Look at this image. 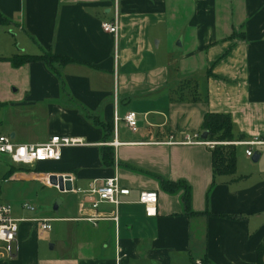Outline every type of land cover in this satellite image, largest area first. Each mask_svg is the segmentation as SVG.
Instances as JSON below:
<instances>
[{
  "label": "crops",
  "instance_id": "0c3cea01",
  "mask_svg": "<svg viewBox=\"0 0 264 264\" xmlns=\"http://www.w3.org/2000/svg\"><path fill=\"white\" fill-rule=\"evenodd\" d=\"M116 1L117 38L102 28L115 18ZM0 12L10 20L0 23V56L28 51L12 46L11 28L27 49L37 50L33 54L53 51L73 60L60 77L42 62L14 69L22 97L10 106L27 113L6 125L1 119L0 132L26 144L53 135L84 141L64 147L60 160L14 173L42 183L47 175H70L73 190L62 191L55 208L60 213L66 203L62 214L15 216L25 219L16 254L1 247L0 264H258L264 243V0H0ZM130 111L138 115L136 131L125 121ZM207 112L230 114L242 137L231 142L235 176L219 177L212 188L213 146L184 143L187 135L202 138ZM94 119L110 124L108 138ZM37 125L41 134L24 133ZM252 139L260 143H245ZM106 146L114 149L113 165L102 161ZM249 148L260 154L257 162ZM113 176L130 194L121 195L118 206L94 208L89 190ZM161 178L186 181L192 209L213 215H187L184 190H163ZM143 190L158 193L154 216L139 202ZM33 218L54 221L49 249L41 239L48 231Z\"/></svg>",
  "mask_w": 264,
  "mask_h": 264
},
{
  "label": "built area",
  "instance_id": "2783aa9c",
  "mask_svg": "<svg viewBox=\"0 0 264 264\" xmlns=\"http://www.w3.org/2000/svg\"><path fill=\"white\" fill-rule=\"evenodd\" d=\"M102 28L104 31L113 34L118 37L119 34V10L118 2L115 3V18L112 21L103 22ZM125 121L129 128L133 131L138 129V115L135 111H130L125 115ZM184 143L190 144H207L214 146L217 142L207 141L202 139L199 135L195 136V139L186 136ZM228 143V142H225ZM237 143V142H234ZM249 145L260 143L257 139H252L245 142ZM84 141L81 138H74L63 135H53L50 139L42 144H26L18 143L14 141V138L8 134L0 132V154H4L8 157L12 164L30 165L35 166L37 163L48 160H60L62 156V149L68 146L83 145ZM247 155L252 157L254 155L253 150L249 148ZM64 176L66 174H63ZM72 181V176H70ZM45 183L50 186H54L59 189V185H54L50 181V175H47ZM89 193L96 195L93 198V207H98L101 202H108L118 206L121 203L120 196L130 194V189L122 187L119 184L117 176L109 177L106 179L103 185L97 186L89 190ZM139 202L145 207L146 215L154 216L157 213L158 193L152 190H143L140 193ZM24 207L28 209H34L33 206L25 204ZM25 219L16 218L13 215V210L10 204L4 202L0 197V242L6 253L10 257H14L16 249L14 244L17 242V235L20 229V223ZM34 221L40 222L42 231L51 230V218H33Z\"/></svg>",
  "mask_w": 264,
  "mask_h": 264
},
{
  "label": "rangeland",
  "instance_id": "374dc122",
  "mask_svg": "<svg viewBox=\"0 0 264 264\" xmlns=\"http://www.w3.org/2000/svg\"><path fill=\"white\" fill-rule=\"evenodd\" d=\"M7 31L10 33L13 43L12 46L15 47L17 51L23 52V50H28L27 52L24 51L18 54H33L37 52V50L34 49H32V51L27 49L29 47H27V44L23 41V35L16 29L13 31L11 28H8ZM16 68L18 67L13 66L9 61H0V101L3 102H0V120H3V125H6L5 123L7 120L12 122L15 118L19 117L20 111L27 113L24 111L26 108L19 109L10 106V100H16L22 97V91H15L19 88L17 84L21 82L20 75H17L14 70ZM32 109L33 108H30V110ZM42 132L43 129L40 125L28 127L24 130V133L29 135L41 134ZM36 165L12 164L6 155L0 154V197L4 202L11 205L14 216L50 217L57 216L60 213L62 214L66 209V203H64L60 209V213L55 209L58 202L64 199V194L59 189H55L52 186L50 187L36 180L27 181L21 178H14L11 175L7 176L11 166H14L15 170H17L16 172H18L36 170ZM25 204L33 206L35 210H26V208H23ZM51 224L55 226L54 221L51 222ZM53 233L54 232L50 231L44 232V237H41L45 248L49 249L51 244H54L52 237ZM3 245L4 244L0 242V248Z\"/></svg>",
  "mask_w": 264,
  "mask_h": 264
},
{
  "label": "trees",
  "instance_id": "16d2710c",
  "mask_svg": "<svg viewBox=\"0 0 264 264\" xmlns=\"http://www.w3.org/2000/svg\"><path fill=\"white\" fill-rule=\"evenodd\" d=\"M10 20L0 12V23L6 24ZM0 61H9L13 66L19 67L31 62H42L51 71L61 76L60 68L72 62L70 57L65 55L56 54L53 51H44L40 54H15L11 57L0 56ZM61 81L63 82L62 78ZM200 97L199 99H201ZM203 100H207V95L203 97ZM94 123L102 127L105 131L106 137L111 135L112 128L108 122H104L100 119H94ZM207 131V141L217 142L212 147V160H213V181L211 184L212 188L216 183L217 179L222 176L233 178L237 169V154L236 146L231 142L241 140L242 137L238 136L236 131V125L233 122L232 116L228 113L223 112H207L204 116L201 132ZM228 142V144H224ZM102 161L105 165H113L115 162V152L113 147H102ZM15 170L14 166L8 171L7 176H13ZM161 187L163 190L169 193H177L180 189H183L182 201L185 207V213L189 216L206 214L213 215L209 211L197 212L192 209V190L190 185L184 181H172L168 179H160ZM217 216L232 217L226 214H218ZM258 252V264H264L261 259V254L264 252V243H262L257 249ZM204 264H213L210 260L205 259Z\"/></svg>",
  "mask_w": 264,
  "mask_h": 264
},
{
  "label": "water",
  "instance_id": "95a60500",
  "mask_svg": "<svg viewBox=\"0 0 264 264\" xmlns=\"http://www.w3.org/2000/svg\"><path fill=\"white\" fill-rule=\"evenodd\" d=\"M202 138L206 139L208 136V132L204 131L202 133ZM11 137H14V134H11ZM260 158V154L259 153H254V155L252 156V160L257 162ZM50 181L52 184L54 185H59V190L60 191H71L73 190V184L72 181L70 180V175H63V174H52L50 175ZM56 208V206H55Z\"/></svg>",
  "mask_w": 264,
  "mask_h": 264
}]
</instances>
